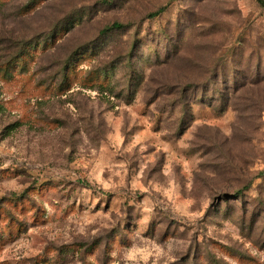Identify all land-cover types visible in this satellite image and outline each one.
Here are the masks:
<instances>
[{
	"label": "rangeland",
	"instance_id": "rangeland-1",
	"mask_svg": "<svg viewBox=\"0 0 264 264\" xmlns=\"http://www.w3.org/2000/svg\"><path fill=\"white\" fill-rule=\"evenodd\" d=\"M0 264H264L258 0H0Z\"/></svg>",
	"mask_w": 264,
	"mask_h": 264
},
{
	"label": "trees",
	"instance_id": "trees-1",
	"mask_svg": "<svg viewBox=\"0 0 264 264\" xmlns=\"http://www.w3.org/2000/svg\"><path fill=\"white\" fill-rule=\"evenodd\" d=\"M258 2L260 3V5L262 6V7H264V0H258ZM159 13H160V11H157V12H155V13H152V14H150L149 15V17L150 18H154V17H156V16H158L159 15ZM120 28V26L118 25V24H112L110 27H107V28H105V29H103L102 30V34H106V33H108V32H110V31H112V30H116V29H119ZM28 47H30V45L28 46ZM28 47L25 49V50H20V53L17 55V56H14V58H12L10 61H12L13 59H15V58H19V57H21L22 55L24 56V55H26L27 54V51L26 50H29L28 49ZM22 56V57H23ZM9 61V62H10ZM9 62H7V64H9ZM6 65V64H5Z\"/></svg>",
	"mask_w": 264,
	"mask_h": 264
}]
</instances>
